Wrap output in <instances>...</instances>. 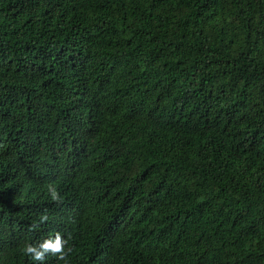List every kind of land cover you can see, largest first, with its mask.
<instances>
[{"label":"trees","instance_id":"16d2710c","mask_svg":"<svg viewBox=\"0 0 264 264\" xmlns=\"http://www.w3.org/2000/svg\"><path fill=\"white\" fill-rule=\"evenodd\" d=\"M0 264H264V0H0Z\"/></svg>","mask_w":264,"mask_h":264}]
</instances>
